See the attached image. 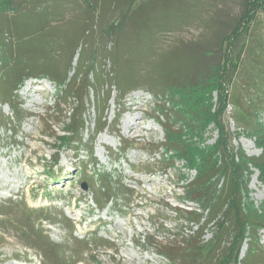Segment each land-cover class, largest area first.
<instances>
[{
    "label": "rangeland",
    "instance_id": "rangeland-1",
    "mask_svg": "<svg viewBox=\"0 0 264 264\" xmlns=\"http://www.w3.org/2000/svg\"><path fill=\"white\" fill-rule=\"evenodd\" d=\"M21 1L23 9L33 12L17 14L11 20L15 30L28 34L17 41L16 50L22 57L15 67L17 71L24 66L49 71L65 58L61 71L69 69L67 76H72L69 61L76 67L81 44L86 49V60L96 55L97 71L113 75L115 64L107 54L114 53L118 38L109 34L107 26L119 21L125 26L126 20L119 12L127 6V0H90L91 7L82 0H68L62 11L52 12V19L36 8L43 4L59 5L63 0H15ZM241 3L134 1L129 23L135 26L122 30L126 41L122 45L119 76L126 75L130 83L136 79L151 83L162 79L167 71L175 74L187 69L194 60L187 50L192 46L215 50L219 36L228 31L238 16ZM257 19L263 37L264 12ZM180 20L183 21L177 28ZM0 28V57L3 43L14 55L16 38L9 32L12 26L1 23ZM263 39L253 34L247 41L239 75L242 85L254 92L244 98V105H248V100L259 105L261 102L254 128L236 129L238 124L232 118L222 123L220 110L230 108L220 100L221 91L212 84L222 79L223 69L215 67L211 72L215 77L207 79L206 88L197 93L203 97L202 104L208 105L207 111L197 115V121L204 123L206 146L202 151H209V157L203 156V152L180 155L170 149L171 139L178 134L165 126L171 130L181 128L182 139L187 132L186 118L177 101L183 89H166V93L155 95L140 83L122 94L111 86L109 98L104 101L105 84L99 96L90 88L85 99L81 141L70 142L69 146L65 143L72 137L65 129L74 98L67 96L63 85L39 72L23 77L14 93L17 113L7 105L1 106L0 100V264H74L77 258L82 261L78 264H179L162 256L159 244L177 241L178 234L194 226L182 210L197 209L201 205L200 195L210 193L211 187L190 186L197 171L208 166L204 160H218L217 151L227 140L229 143L222 150L230 154L241 151L247 157H257L264 153V56L257 51ZM71 41L75 47L67 56L70 45L64 42ZM83 69L79 67L80 71ZM98 119L104 127L97 132ZM128 125L135 127L129 130ZM226 134L228 139L224 141ZM85 145L93 147L92 155ZM91 157L95 165L90 163ZM215 166L220 165L217 162ZM248 170L249 173L244 172L246 206L251 199L252 208L264 209L262 175L260 178V171L254 166H248ZM96 173L111 182V191L104 193L111 201L101 207L93 202ZM211 181L215 184V180ZM194 197L197 199L193 200ZM215 232L214 226H207L201 243L210 247ZM257 238L264 247V229L257 232ZM246 248L244 242L239 257Z\"/></svg>",
    "mask_w": 264,
    "mask_h": 264
},
{
    "label": "trees",
    "instance_id": "trees-1",
    "mask_svg": "<svg viewBox=\"0 0 264 264\" xmlns=\"http://www.w3.org/2000/svg\"><path fill=\"white\" fill-rule=\"evenodd\" d=\"M82 1L88 7L92 6L90 0ZM127 1V6L120 10L119 14L125 18V26H135V24H132L131 22L129 23V17L131 9L134 7L133 3L136 0ZM241 1V8L234 23L224 34L221 29L222 31L220 35H223L219 36L220 39L217 43L218 47L215 48V50H199V47L192 46V48L187 51H189L190 56L194 60L193 64L187 69H180L178 72H175V74L171 71H167L162 79L154 80L151 83L139 79L130 83L126 79V75L122 74L123 77L119 76V62L120 58L124 55L122 45L126 41L122 33L125 26L120 21L116 23L112 22L107 26L109 34H114L118 38L115 42L114 53L110 54L109 52V54H107V57L111 58L115 64V71H113L114 76L111 75L112 77L108 74H103L100 70L97 71L94 68L96 55H93L91 60L85 59L87 54L86 49L82 48L81 44L78 46L80 50L76 61V67L72 66L69 61V67H71V69L73 67L72 70L74 74L72 76H67L69 69H67L65 73L61 71L65 58L60 65L56 63L55 68L49 71L44 69L34 71L30 66H24L25 68L17 71L15 67L22 61V57L18 55V50H16L18 44L17 41L20 36L26 37L28 34L23 30H15L11 20L17 14L32 13L33 11L30 12V10L23 9L25 5L22 1L19 3L15 2V0H0V16H4L2 20L0 19V26L1 23L6 26L11 25L12 28L9 32L13 38H16V41L14 42V50L16 52L14 55L11 54L10 50H7V43H3L4 51L0 57L2 61L0 67L1 106L7 105V107L14 110V113H17L18 106L14 99L17 84L23 80V77L32 76L34 72H39L43 77L50 80L52 79L59 85H63V90H67V96L73 97L75 100L74 106L71 108V111H69V115L67 116L69 121L65 129V131L69 132L72 137V139H68L65 143L66 145H69L70 142L80 143L81 141V131L85 125V99L88 96V89L90 88L95 90L99 96L100 91L102 90L101 86L105 84L106 89L102 90L106 95L104 101H107L109 98L108 95L111 86L116 88V90L122 94L130 89L137 88L140 83L144 84L149 92H155V95L163 94L164 91L166 93V89H183V92L180 95H177V101L179 102L178 106H180L183 111L182 116L186 118L184 125L187 126V132L185 138L182 139V134L180 135V132L183 130L181 128L171 130L166 125L165 128L167 127V130L174 134H178L177 138L174 137L171 139L170 149L176 151L177 154L180 155L185 153L201 155L203 148H205L204 146H206L203 142L205 140L204 135L206 134V130L204 128V123H198L197 119L199 118L197 115L201 114L202 111H207L208 105L202 104L203 97L197 93L200 92L201 94L202 90L206 88L204 83L207 79H213L215 77V74L213 75L211 73L215 70V67L218 66L217 68L223 69L224 74L222 79L213 83L212 86L221 91L220 100L226 104L227 108H230V110H220L218 115L222 117V123L223 120L224 122H228V119L232 118L233 121L238 124L236 129H246L250 131L255 127L257 122L256 113L259 112L261 102L259 105L253 100H248V105H244V98L254 92L252 88L249 89L242 85L239 75L242 70L243 60H245V53L248 49L247 41H250L253 34L260 39L264 38V36L262 37L261 35L260 31L262 30L259 25L260 22H258L257 19L259 13L264 12V0ZM120 2L124 3V1ZM66 3H69V1L63 0V3H59V5L54 4V6H45L43 4L36 8V10L45 12V16H48V19H52V12L62 11ZM7 14L10 15L7 16ZM58 15L59 13L57 14V17ZM188 19L191 18L189 17ZM183 20L186 19L184 18ZM183 20L179 21L177 28ZM50 21L51 20L47 21V24L50 25ZM45 26L46 24L43 25L42 29ZM9 32L6 31V33ZM19 32H21V34H19ZM156 33L157 31H155V35ZM1 34L0 28V35ZM155 38L156 37L154 36V42ZM239 40H241V42L239 43L240 45L237 46L236 43ZM72 42L73 41L64 42L65 44L70 45L68 52L66 53L67 56L72 53L74 49L73 47H75ZM181 49L186 50L184 48ZM257 51H262V57L264 56V39L261 44H259ZM67 56L65 55V57ZM210 58L215 59L210 62ZM8 63L11 64V66L9 65L10 67H8ZM81 66L84 68L83 71L79 70V67ZM22 70L26 71L21 73ZM258 73H261V71H257V74ZM3 78L4 83H2ZM205 101L208 103L209 99ZM99 110H103L102 105L99 107ZM100 119L97 121V132L104 127L103 124L100 125ZM227 139L226 134L224 136V141ZM226 143H229V141L227 140L225 144ZM179 144L181 146H179ZM225 144H223V147ZM223 147L217 151L218 160H214L211 157L205 159L204 162H207L208 166H204L202 169L200 168L197 171L198 174L196 177L190 181V186L194 188H202L204 185L206 188L207 186L208 188L211 187V189L208 190L210 191L208 195H200L201 205H199L197 209L182 210L186 217L185 219L192 222L196 228L194 229V226L188 227V232L183 231L181 234H178L180 238L177 241L171 240L168 243L159 244V253L171 261L177 260L179 264H208L209 261H212V263L214 262L213 264H264V247L258 242L257 238V232L260 229H264V209L257 210L252 208L251 199L247 202L249 205L246 206L244 200L245 194L247 193V187L245 186L246 176H244V172L249 173L248 166H254L259 169L260 178L262 175L264 180V153H260L257 157H247L241 151V153L239 152L238 154L225 152L226 149L223 151ZM84 148L90 155H92L93 147L91 145H85ZM203 154V156L207 157L210 152H203ZM175 159L180 161L177 157ZM90 161L92 165H95L94 158L91 157ZM217 162L220 166H215ZM95 175L96 178L94 184L96 185L97 192L93 195V202L101 207L111 201L110 198H105L104 196V193H109V191H111V182L104 178L103 175L97 173ZM207 175L209 176L206 178ZM216 178L219 179L216 180ZM211 180H215V184H211ZM197 197H194L193 200H196ZM30 211L36 212L33 210ZM209 225L214 226L217 232L213 235L212 245L207 247V245L201 243V236L203 235L205 228ZM244 242L247 243V248L244 251V254L239 257L240 249ZM105 245L109 248L112 247L110 244ZM84 248L87 249L86 246ZM80 262L82 261L77 258L74 264Z\"/></svg>",
    "mask_w": 264,
    "mask_h": 264
},
{
    "label": "bare ground",
    "instance_id": "bare-ground-1",
    "mask_svg": "<svg viewBox=\"0 0 264 264\" xmlns=\"http://www.w3.org/2000/svg\"><path fill=\"white\" fill-rule=\"evenodd\" d=\"M132 127H135V126H133V125H128V126H127V128H128L129 130H130ZM134 129H135V128H134ZM134 129H133V130H134ZM134 131H135V130H134Z\"/></svg>",
    "mask_w": 264,
    "mask_h": 264
},
{
    "label": "water",
    "instance_id": "water-1",
    "mask_svg": "<svg viewBox=\"0 0 264 264\" xmlns=\"http://www.w3.org/2000/svg\"><path fill=\"white\" fill-rule=\"evenodd\" d=\"M85 187H86V185H85L84 183H82V188H84V189H85Z\"/></svg>",
    "mask_w": 264,
    "mask_h": 264
}]
</instances>
